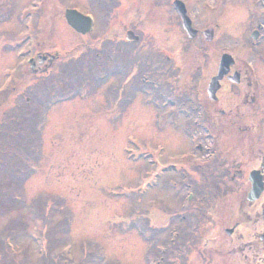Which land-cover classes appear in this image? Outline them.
<instances>
[{
  "label": "rangeland",
  "instance_id": "374dc122",
  "mask_svg": "<svg viewBox=\"0 0 264 264\" xmlns=\"http://www.w3.org/2000/svg\"><path fill=\"white\" fill-rule=\"evenodd\" d=\"M97 4L0 0V264H79L82 250L103 249L134 258L136 247L129 241L135 232L128 225L138 213L161 223L164 213L150 205L184 201L187 195L168 165L197 170L182 114L171 116L137 87L142 68L127 64L125 72L119 70L127 60L121 51L102 65L93 56L101 54L100 43L66 24L65 8L95 11ZM115 6L109 35L118 38L123 30ZM100 13L95 12L98 30L106 23ZM221 39L229 52V37ZM34 46L38 58L45 57L37 71L27 63L26 51ZM165 53L180 70L171 78L180 91L186 61L180 52ZM205 53L210 59L212 53ZM193 59H200L197 52ZM157 81L161 84L162 75ZM118 92L126 104L109 106L107 97L111 101ZM37 122L38 140L31 130ZM182 154L190 159L181 162Z\"/></svg>",
  "mask_w": 264,
  "mask_h": 264
},
{
  "label": "flooded vegetation",
  "instance_id": "af4514ba",
  "mask_svg": "<svg viewBox=\"0 0 264 264\" xmlns=\"http://www.w3.org/2000/svg\"><path fill=\"white\" fill-rule=\"evenodd\" d=\"M96 1L106 23L98 30L96 10L91 11L88 35L101 50L93 56L105 66L121 51L132 60L128 65L157 79V73L165 76L150 93L171 116L182 114L197 170L168 165L187 196L150 205L164 213L161 223L136 211L129 241L136 247L134 258L125 251L121 257L120 251L91 250L87 264H264V0ZM116 4L123 30L118 38L109 35ZM129 31L135 40L126 39ZM228 37L229 52L221 48V38ZM168 51L180 52L186 61L180 91L171 79L180 70ZM194 52L200 59L191 60ZM223 54L230 57L225 68ZM37 58L35 53L30 61L34 71L45 61ZM118 102L126 104L122 97Z\"/></svg>",
  "mask_w": 264,
  "mask_h": 264
},
{
  "label": "water",
  "instance_id": "95a60500",
  "mask_svg": "<svg viewBox=\"0 0 264 264\" xmlns=\"http://www.w3.org/2000/svg\"><path fill=\"white\" fill-rule=\"evenodd\" d=\"M65 19L67 21V23L73 27L74 29H76L77 31L79 32H84L85 31V27L87 25V19L83 18L81 15H79L78 13H76L75 11L73 10H66L65 11ZM228 58L227 55H223L222 56V63H221V66L224 65L223 68L227 67L228 63H224V60ZM222 73H224V70L223 71H219L218 72V76L214 78V80L216 81L217 78L220 77V75H222Z\"/></svg>",
  "mask_w": 264,
  "mask_h": 264
},
{
  "label": "trees",
  "instance_id": "16d2710c",
  "mask_svg": "<svg viewBox=\"0 0 264 264\" xmlns=\"http://www.w3.org/2000/svg\"><path fill=\"white\" fill-rule=\"evenodd\" d=\"M35 128H36V127L34 126V128L31 129V130H32L34 133L36 132V135H37V136H36V139L38 140V134H37L38 132H37V130H36ZM18 166H19V165H18ZM19 167H20V166H19Z\"/></svg>",
  "mask_w": 264,
  "mask_h": 264
}]
</instances>
